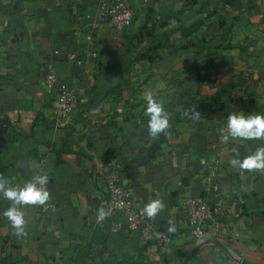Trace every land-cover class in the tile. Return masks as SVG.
I'll use <instances>...</instances> for the list:
<instances>
[{"label": "crops", "instance_id": "obj_1", "mask_svg": "<svg viewBox=\"0 0 264 264\" xmlns=\"http://www.w3.org/2000/svg\"><path fill=\"white\" fill-rule=\"evenodd\" d=\"M129 1L133 21L117 31L99 17V0H0V111L35 113L28 131L14 120L0 136V175L23 186L46 174L58 207H24L21 238L0 194V264H184L197 247L185 264H264V173L229 164L233 147L243 159L264 140L224 143L220 131L229 113L264 115V0ZM47 72L57 76L53 89ZM62 87L77 97L66 121L56 103ZM149 91L169 113L171 127L157 139L144 114ZM194 107L199 120L185 115ZM110 154L138 205H166L154 219L166 231L175 223L170 244L143 243L124 213L107 207ZM186 196L220 197L239 216L219 220L235 222L240 235L202 245L189 232ZM101 206L110 215L98 222Z\"/></svg>", "mask_w": 264, "mask_h": 264}, {"label": "built area", "instance_id": "obj_2", "mask_svg": "<svg viewBox=\"0 0 264 264\" xmlns=\"http://www.w3.org/2000/svg\"><path fill=\"white\" fill-rule=\"evenodd\" d=\"M98 15L107 19L114 29L122 31L132 23L134 9L129 0H99ZM88 40L89 43H93L90 36H88ZM91 55L96 57L97 53L92 52ZM69 58L77 64H82L75 53H72ZM44 81L47 88L53 89L57 83V76L54 72H47L44 75ZM56 103L59 117L65 121L69 120L77 104L75 92L67 87L60 88L57 91ZM34 116L35 113L32 111H20L15 118H11L0 111V136L14 123V120L23 130L28 131ZM218 163L219 160L216 161V164ZM105 168L107 207L112 211L123 212L126 228L138 232L143 243L170 244L174 240V235L169 234L159 222L149 219L143 213L145 206L135 202L131 189L123 183V167L115 155H107ZM215 178L216 171L211 169L208 180L211 182V189L217 194L219 189L214 182ZM182 207L187 216L189 232L198 240H218L229 234L236 238L240 235L235 222L228 226L219 220V215L231 214L234 218L239 216L238 212L229 213L220 197L211 201L205 196H186L182 199ZM57 210V205L51 202L40 206V211L45 214H54Z\"/></svg>", "mask_w": 264, "mask_h": 264}, {"label": "clouds", "instance_id": "obj_3", "mask_svg": "<svg viewBox=\"0 0 264 264\" xmlns=\"http://www.w3.org/2000/svg\"><path fill=\"white\" fill-rule=\"evenodd\" d=\"M144 98L147 102L144 114L148 117V134L152 139H157L162 134H166L171 127L169 113L165 110L163 101L155 99L152 92H146ZM189 114L192 119L199 120L201 117V113L195 107L185 112V115ZM220 131L224 143H228L230 139L232 141L264 140V115L249 114L246 116L243 113H229L226 127ZM231 151L234 153L233 158L229 160L232 168L240 172L264 173V146L258 147L253 154L243 159L239 158L240 153L236 147H233ZM36 168L39 169L40 165H36ZM48 182L49 177L46 174L37 173L23 186H13L9 179L0 175V194L10 202V206L3 215L10 222L17 237L27 236V222L22 209L27 206H44L50 201L51 194L47 190ZM165 207L166 205L161 200H151L143 208V213L149 219H154ZM109 215L110 211L101 206L98 210L97 221L102 222ZM176 230L175 223L168 221L167 232L172 234Z\"/></svg>", "mask_w": 264, "mask_h": 264}, {"label": "water", "instance_id": "obj_4", "mask_svg": "<svg viewBox=\"0 0 264 264\" xmlns=\"http://www.w3.org/2000/svg\"><path fill=\"white\" fill-rule=\"evenodd\" d=\"M207 244H216L223 246V244L218 241L217 239H208L206 240L202 245H207ZM198 247L192 251V253L187 257V259L184 261V264L192 257V255L197 251ZM240 264H252L247 261H241Z\"/></svg>", "mask_w": 264, "mask_h": 264}]
</instances>
